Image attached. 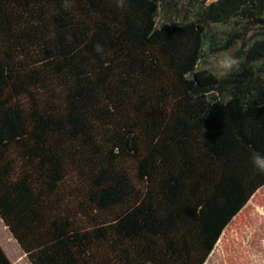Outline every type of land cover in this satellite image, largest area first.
<instances>
[{"label":"trees","instance_id":"1","mask_svg":"<svg viewBox=\"0 0 264 264\" xmlns=\"http://www.w3.org/2000/svg\"><path fill=\"white\" fill-rule=\"evenodd\" d=\"M208 1L0 0V216L32 264H204L264 186V0Z\"/></svg>","mask_w":264,"mask_h":264},{"label":"rangeland","instance_id":"2","mask_svg":"<svg viewBox=\"0 0 264 264\" xmlns=\"http://www.w3.org/2000/svg\"><path fill=\"white\" fill-rule=\"evenodd\" d=\"M212 1L215 0L208 2ZM231 52L207 56L201 62L202 66L210 67L222 75L223 72L216 65L226 57L232 58ZM0 243L8 248L17 264H31L1 218ZM204 264H264V186L228 224Z\"/></svg>","mask_w":264,"mask_h":264},{"label":"clouds","instance_id":"3","mask_svg":"<svg viewBox=\"0 0 264 264\" xmlns=\"http://www.w3.org/2000/svg\"><path fill=\"white\" fill-rule=\"evenodd\" d=\"M216 67L224 74H227L228 72H231L232 70L238 67V61L233 58L226 57L219 61ZM251 161L258 170L264 171V153L254 154L251 157Z\"/></svg>","mask_w":264,"mask_h":264},{"label":"crops","instance_id":"4","mask_svg":"<svg viewBox=\"0 0 264 264\" xmlns=\"http://www.w3.org/2000/svg\"><path fill=\"white\" fill-rule=\"evenodd\" d=\"M1 218V216H0ZM1 220L3 221V219L1 218ZM4 222V221H3ZM5 224V222H4ZM6 225V224H5ZM6 227L9 229V227L6 225ZM10 233L12 234L11 230L9 229ZM12 236L14 237V235L12 234ZM15 238V237H14ZM15 240L17 241V239L15 238ZM3 247V249L5 250V252L7 253L8 257L10 258V260L14 263L17 264V260L13 259V257L11 256V253L9 252L8 248H6L2 243H0ZM17 245L19 246L20 250L23 251V253L25 254V256L28 258V260L30 261L29 257L27 256V254L25 253V251L22 249L21 245L19 244V242L17 241ZM21 260V258L19 259ZM18 260V261H19ZM30 263L32 264V262L30 261Z\"/></svg>","mask_w":264,"mask_h":264}]
</instances>
